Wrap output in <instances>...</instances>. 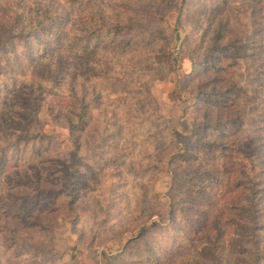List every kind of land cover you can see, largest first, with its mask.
<instances>
[{
	"label": "rangeland",
	"instance_id": "374dc122",
	"mask_svg": "<svg viewBox=\"0 0 264 264\" xmlns=\"http://www.w3.org/2000/svg\"><path fill=\"white\" fill-rule=\"evenodd\" d=\"M0 264H264V0H0Z\"/></svg>",
	"mask_w": 264,
	"mask_h": 264
},
{
	"label": "trees",
	"instance_id": "16d2710c",
	"mask_svg": "<svg viewBox=\"0 0 264 264\" xmlns=\"http://www.w3.org/2000/svg\"><path fill=\"white\" fill-rule=\"evenodd\" d=\"M172 61L174 62L173 59L170 60V62H172ZM168 63H169V62H168ZM163 64H164V63H163ZM163 64H162V65H163ZM175 64H176V61H175L174 65H175ZM75 249H76V246L72 248V252H74ZM70 250H71V248H70ZM206 251H208V248L204 249L203 253L206 254ZM73 256H75V255H73Z\"/></svg>",
	"mask_w": 264,
	"mask_h": 264
}]
</instances>
